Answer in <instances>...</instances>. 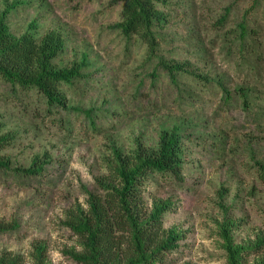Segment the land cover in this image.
Here are the masks:
<instances>
[{
    "label": "rangeland",
    "instance_id": "rangeland-1",
    "mask_svg": "<svg viewBox=\"0 0 264 264\" xmlns=\"http://www.w3.org/2000/svg\"><path fill=\"white\" fill-rule=\"evenodd\" d=\"M154 2L162 18L151 47L119 27L124 3L0 0L15 37L62 35L58 69L86 61L72 85L59 84L68 109L0 78L1 134L11 139L0 152L10 160V170H0V257L12 252L34 264L32 248L41 242L47 264H80L67 254L81 246L63 224L66 212L88 209L86 189L104 194L97 178L110 172L114 145L124 154L139 144L158 149L174 127L182 180L150 172L144 186L147 209L171 203L164 227L182 235L158 264H227L221 230L229 219L236 244L264 235L257 164H264V0ZM166 67H174L176 83ZM37 159L40 173L17 171Z\"/></svg>",
    "mask_w": 264,
    "mask_h": 264
},
{
    "label": "trees",
    "instance_id": "trees-1",
    "mask_svg": "<svg viewBox=\"0 0 264 264\" xmlns=\"http://www.w3.org/2000/svg\"><path fill=\"white\" fill-rule=\"evenodd\" d=\"M124 3V22L119 25L127 36L136 35L151 47L155 46L154 28L161 21L154 0H113ZM8 10L0 17V78L22 89H37L45 95L52 107L65 109L59 84L72 85L85 65L75 64L72 69H58L53 63L64 49L60 33L51 31L41 39L32 33L17 38L9 30L5 20ZM225 20V18H224ZM243 27V35L245 36ZM171 80L176 83L174 67H166ZM229 95V93H228ZM246 96V95H244ZM245 99V105H248ZM92 119L91 111H84ZM95 125L94 119L91 120ZM0 152L11 143L10 136L1 134ZM180 128L163 131L158 149L139 144L135 152L124 154L115 145L112 148L113 164L108 175L97 178L104 194L86 189L88 209L76 207L66 212L63 224L78 238L81 251H67L80 264H158L166 253L178 247L181 233L166 229L163 215L171 203L154 201L148 210L144 200V186L150 176L158 173L182 180L183 156ZM260 177L264 181V164L257 162ZM43 165L34 161L30 168H17L24 175H36ZM0 170H10V160L0 155ZM1 225V224H0ZM233 219L226 220L221 230L227 251V264H247L251 253L256 254L253 264H264V235L250 244H236ZM2 230V229H0ZM46 243H35L31 258L34 264H47ZM24 256L5 252L0 264H24Z\"/></svg>",
    "mask_w": 264,
    "mask_h": 264
}]
</instances>
